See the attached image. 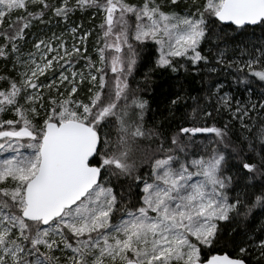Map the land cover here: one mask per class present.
<instances>
[{
    "label": "snow or ice",
    "instance_id": "6c2138e0",
    "mask_svg": "<svg viewBox=\"0 0 264 264\" xmlns=\"http://www.w3.org/2000/svg\"><path fill=\"white\" fill-rule=\"evenodd\" d=\"M150 41L201 81L163 119L128 82ZM0 62V264H264V0H0Z\"/></svg>",
    "mask_w": 264,
    "mask_h": 264
},
{
    "label": "trees",
    "instance_id": "16d2710c",
    "mask_svg": "<svg viewBox=\"0 0 264 264\" xmlns=\"http://www.w3.org/2000/svg\"><path fill=\"white\" fill-rule=\"evenodd\" d=\"M138 50L140 51L138 63L131 76L128 78V82L144 99L149 101L150 108L158 119H163V116L167 115L169 99L174 93L181 92L192 96L201 95L199 92L201 81L196 73H191L190 71L187 73L181 71L173 73L169 69H162L156 66L154 60L158 52V47L154 42L150 41L145 46H138ZM257 83L258 82H254L256 86ZM189 103H191V101H189ZM152 112L149 113V119L152 117ZM161 114H163V116ZM212 123L213 121H208L209 126H211ZM165 124L167 125L168 121H165ZM206 135L207 134H198V138L205 141V139H210L212 137V134L209 136ZM140 171L143 173L146 171V168L142 167ZM114 184L118 191L122 192L125 197L131 199L133 204L138 203L141 193L135 184L123 179L114 181ZM129 190L131 195H129ZM224 251L231 253L230 248L224 249Z\"/></svg>",
    "mask_w": 264,
    "mask_h": 264
},
{
    "label": "rangeland",
    "instance_id": "374dc122",
    "mask_svg": "<svg viewBox=\"0 0 264 264\" xmlns=\"http://www.w3.org/2000/svg\"><path fill=\"white\" fill-rule=\"evenodd\" d=\"M162 2L166 4L167 0H162ZM188 2L190 3L191 0H188ZM101 20H102V17L100 14H96L95 16H93L91 11H87L84 13L77 12L75 15H73L71 17V19L69 21V23L74 25V26L82 24L83 30H91L92 31V35L88 37L89 52H92L93 46H94L95 41H96V35L99 32L98 25L101 23ZM39 28H44V26L38 25V26H35L32 30L38 31ZM53 30H55L56 32L65 31L66 25L60 24L59 26L55 27ZM44 31L47 32L48 29L45 28ZM256 33H257V35H259V33H260V30L258 28L256 29ZM158 55H159V52H157L154 62H156ZM93 59H95L94 54H93ZM181 63H184V61H181ZM186 66L188 67V69L191 73H195V69L192 67V65L187 64ZM4 71H6V69H4L3 63L0 62V72H4ZM180 71L183 73H186V72H184L183 69H181ZM233 87H235V86H233ZM253 88L255 90V92H254V98H255L256 95H258L259 90L264 89V84L257 83V86L255 84H253ZM12 118H14V116L11 112H6L2 116H0V119H12ZM206 134H207L206 136L210 135V133H206ZM205 141H207V139H205ZM10 154H11L10 152H0V159H3L4 157H6L7 155H10Z\"/></svg>",
    "mask_w": 264,
    "mask_h": 264
}]
</instances>
